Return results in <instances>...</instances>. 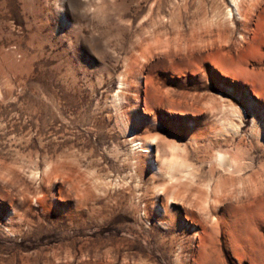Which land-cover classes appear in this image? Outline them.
Here are the masks:
<instances>
[{
    "label": "rangeland",
    "instance_id": "1",
    "mask_svg": "<svg viewBox=\"0 0 264 264\" xmlns=\"http://www.w3.org/2000/svg\"><path fill=\"white\" fill-rule=\"evenodd\" d=\"M253 1L0 0V264H264Z\"/></svg>",
    "mask_w": 264,
    "mask_h": 264
},
{
    "label": "bare ground",
    "instance_id": "2",
    "mask_svg": "<svg viewBox=\"0 0 264 264\" xmlns=\"http://www.w3.org/2000/svg\"><path fill=\"white\" fill-rule=\"evenodd\" d=\"M230 3L232 7L227 9L226 14L229 16L236 14L237 16H239V18L242 21H245L246 18L248 17L247 10H250L254 5L253 0H230ZM146 147L148 146H145V148L143 149H146ZM144 151L148 152L149 150L146 149ZM215 157L218 166L221 167L222 169L227 170L229 172L239 169L238 158L235 155L227 154L221 148H219L215 151ZM184 167H185L184 163L179 159H177V157H171L163 162L161 169L164 171V174L168 178L167 181L170 183L169 190H172L173 182L177 183L175 181L178 178L177 175H175L176 169L181 171V169L183 170ZM162 187L164 188V186ZM211 205L214 207V202H212Z\"/></svg>",
    "mask_w": 264,
    "mask_h": 264
}]
</instances>
